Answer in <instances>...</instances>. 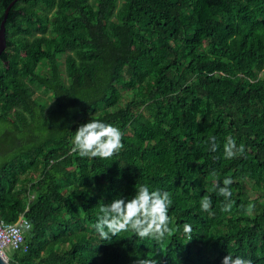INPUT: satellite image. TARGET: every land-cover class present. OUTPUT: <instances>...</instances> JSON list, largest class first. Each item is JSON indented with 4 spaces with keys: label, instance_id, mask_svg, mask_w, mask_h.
<instances>
[{
    "label": "trees",
    "instance_id": "16d2710c",
    "mask_svg": "<svg viewBox=\"0 0 264 264\" xmlns=\"http://www.w3.org/2000/svg\"><path fill=\"white\" fill-rule=\"evenodd\" d=\"M9 1L0 0V19ZM4 26L0 220L23 213L29 223L27 250L11 252L8 264H133L137 256L222 264L227 254L264 264V191L246 202L242 184L264 190V0H16ZM41 63L45 74L36 72ZM32 83L52 101L34 96ZM122 89L149 117L133 113L135 98L120 105ZM95 119L123 133L110 158L71 151L76 129ZM227 137L243 155L225 158ZM31 165L38 176L14 189ZM226 177L228 212L216 187ZM141 184L171 194V232L162 241L131 231L101 240L99 204L130 198ZM184 223L193 227L188 242Z\"/></svg>",
    "mask_w": 264,
    "mask_h": 264
},
{
    "label": "clouds",
    "instance_id": "9594fccd",
    "mask_svg": "<svg viewBox=\"0 0 264 264\" xmlns=\"http://www.w3.org/2000/svg\"><path fill=\"white\" fill-rule=\"evenodd\" d=\"M122 138L121 130L112 124L99 119L88 120L76 129L71 151L82 158L107 159L123 147ZM209 145L211 151L217 150L215 136L209 137ZM223 150L225 158L232 159L243 155L244 146H237L234 137H227ZM222 184L223 186L217 181L216 187L218 194L226 200L222 211L228 212L234 203L230 189L232 179L226 177ZM172 203L168 191L151 190L149 186L141 184L135 187V193L130 198L118 197L110 203L101 202L93 228L101 240H109L121 232L131 231L141 239L162 241L171 232L168 211ZM199 203L202 211H211V197H203ZM183 233L187 242L192 239L193 227L190 223L183 224ZM133 264H159V261L152 257L137 256ZM222 264H252V261L227 254L223 257Z\"/></svg>",
    "mask_w": 264,
    "mask_h": 264
},
{
    "label": "rangeland",
    "instance_id": "374dc122",
    "mask_svg": "<svg viewBox=\"0 0 264 264\" xmlns=\"http://www.w3.org/2000/svg\"><path fill=\"white\" fill-rule=\"evenodd\" d=\"M59 68H60V74L63 80L66 82L67 78H66V73L64 70L63 55L59 56ZM47 71H48V68L45 63L39 64V66L36 69V72L41 73V74H45L47 73ZM261 74L262 73H259L258 75H261ZM30 85L34 89V96H39L43 98L47 103H50L52 101V97H50V93L47 91H44L42 87L39 86L37 83H32ZM121 92H122V97H121V100L119 101L120 105H124L128 100L135 98L137 102H135L131 106V110L133 111V113L135 114L140 113L144 115L145 117H149V111H147L145 104L140 102L139 96H136V94L131 90L128 91V90L122 89ZM125 131H128V130L126 129ZM36 166L31 165L28 167V171L26 172V174L22 175L19 178V181L14 186V189L22 185H25L27 181H29L30 179L36 178L38 176L39 173H38V168ZM242 184H243V190H244L243 199L246 202L252 199H255L258 195L262 194L264 191L262 188L255 185V183L251 179H244ZM21 196L24 200H26V197L24 196V194H22ZM245 208H246V212L251 211L247 203L245 204ZM63 247L64 248L68 247V243H64Z\"/></svg>",
    "mask_w": 264,
    "mask_h": 264
},
{
    "label": "built area",
    "instance_id": "2783aa9c",
    "mask_svg": "<svg viewBox=\"0 0 264 264\" xmlns=\"http://www.w3.org/2000/svg\"><path fill=\"white\" fill-rule=\"evenodd\" d=\"M28 227L29 223L24 218L23 213H20L13 222L0 220V256L4 260L7 261L10 253L15 250H27L23 234Z\"/></svg>",
    "mask_w": 264,
    "mask_h": 264
},
{
    "label": "water",
    "instance_id": "95a60500",
    "mask_svg": "<svg viewBox=\"0 0 264 264\" xmlns=\"http://www.w3.org/2000/svg\"><path fill=\"white\" fill-rule=\"evenodd\" d=\"M16 0H10L7 5L5 6L4 10H3V14L2 17L0 19V54L2 53V51L4 50L5 46H6V35H5V20L8 14V11L10 9V7L13 5V3ZM0 264H8V262L6 260H4L1 256H0Z\"/></svg>",
    "mask_w": 264,
    "mask_h": 264
}]
</instances>
